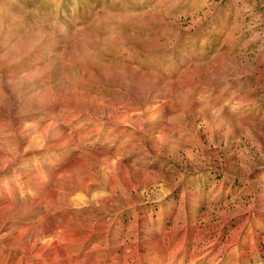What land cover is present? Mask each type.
<instances>
[{
	"label": "rangeland",
	"instance_id": "374dc122",
	"mask_svg": "<svg viewBox=\"0 0 264 264\" xmlns=\"http://www.w3.org/2000/svg\"><path fill=\"white\" fill-rule=\"evenodd\" d=\"M0 158V264H264V0H0Z\"/></svg>",
	"mask_w": 264,
	"mask_h": 264
},
{
	"label": "bare ground",
	"instance_id": "6f19581e",
	"mask_svg": "<svg viewBox=\"0 0 264 264\" xmlns=\"http://www.w3.org/2000/svg\"><path fill=\"white\" fill-rule=\"evenodd\" d=\"M19 57V56H18ZM17 109V108H16ZM61 132V131H60ZM58 139V138H57ZM60 142V141H59ZM96 157V156H95ZM103 157V156H102ZM5 160V159H4ZM2 158H0V165L3 164L4 161ZM81 160V159H80ZM75 175V174H74ZM38 179V178H37ZM13 188V187H12ZM7 207V206H6ZM7 219V218H5ZM4 219V220H5ZM10 219V218H9ZM13 219V218H12ZM33 224V223H32ZM5 230L4 224H3V219L0 218V233L3 232ZM9 230V229H8ZM52 234V233H51ZM5 241V240H4ZM35 241V240H34ZM26 243V242H25Z\"/></svg>",
	"mask_w": 264,
	"mask_h": 264
}]
</instances>
